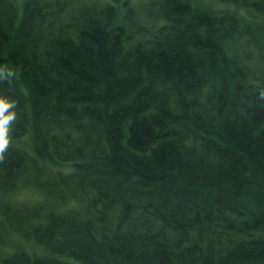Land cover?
<instances>
[{
  "label": "trees",
  "instance_id": "trees-1",
  "mask_svg": "<svg viewBox=\"0 0 264 264\" xmlns=\"http://www.w3.org/2000/svg\"><path fill=\"white\" fill-rule=\"evenodd\" d=\"M116 1L0 0V264H264V0Z\"/></svg>",
  "mask_w": 264,
  "mask_h": 264
},
{
  "label": "rangeland",
  "instance_id": "rangeland-1",
  "mask_svg": "<svg viewBox=\"0 0 264 264\" xmlns=\"http://www.w3.org/2000/svg\"><path fill=\"white\" fill-rule=\"evenodd\" d=\"M22 1V0H20ZM103 1V0H101ZM105 3H112L116 6H118L116 0H104ZM122 1V0H121ZM130 5L128 6L132 10V15H133V23H135L137 28L143 29L140 33L137 32L135 33V30L133 31L134 33V41H145L151 38L157 31L160 26L163 25V21H155L152 18H148L147 16L144 15L143 10L144 8H148L149 10H152L154 7V2L155 0H129ZM204 1H209V0H203ZM20 5V3L18 2ZM222 6H228L230 7L231 5H226V4H219V7ZM247 9H242L241 12H245L244 14H247ZM251 22H257L261 21L264 19L263 15H260L259 13H256L257 19L252 18L254 15H249ZM26 141V139L24 140ZM28 141V140H27ZM14 144L18 145L17 142H13ZM48 173L50 172H56V171H69L68 168H61V167H56V166H50L48 168ZM43 194L42 192L35 188V187H21L20 189L16 190L15 192H10L9 194H0V200L1 201H7L13 205H26V204H35L39 203L43 199ZM74 202H70L68 204V207H73ZM12 237V236H11ZM18 239V240H17ZM5 241L8 243V248H13V247H18L17 251L19 249H24L27 253L29 254H38L41 256H51V253L49 250L43 246V245H38L34 242H29L22 240L18 238V236H13L12 240L6 238ZM9 241V242H8ZM14 249V248H13ZM66 260L74 263V264H82L72 258H65Z\"/></svg>",
  "mask_w": 264,
  "mask_h": 264
},
{
  "label": "clouds",
  "instance_id": "clouds-1",
  "mask_svg": "<svg viewBox=\"0 0 264 264\" xmlns=\"http://www.w3.org/2000/svg\"><path fill=\"white\" fill-rule=\"evenodd\" d=\"M10 107H12L10 103L3 98H0V152H2L8 144V141L5 138V133L7 131L5 126L15 119L14 113H9L6 116L4 115V112Z\"/></svg>",
  "mask_w": 264,
  "mask_h": 264
}]
</instances>
